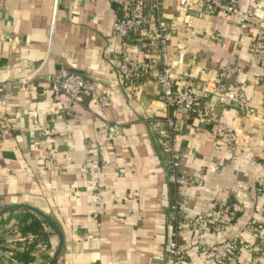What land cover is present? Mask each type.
<instances>
[{
	"label": "crops",
	"instance_id": "0c3cea01",
	"mask_svg": "<svg viewBox=\"0 0 264 264\" xmlns=\"http://www.w3.org/2000/svg\"><path fill=\"white\" fill-rule=\"evenodd\" d=\"M178 1L161 0L162 22L175 32L167 63L182 53L175 72L193 78L234 65L226 87L245 84L247 106L242 113L233 100L204 99L237 132L234 150L216 138L212 125L171 115L182 156L173 188L160 143L167 110L157 85L149 77L139 81L135 100L119 80L121 40L112 24L120 11L107 0H0V208L27 203L49 215L63 236L56 264H163L175 194L186 201L187 216L204 217L216 206L231 205L216 230L184 226L185 264H221L197 243L225 240L236 242L239 264H252L254 255L256 264H264V232L253 229L264 208V64L249 49L264 30V0H240V8L257 15L245 35L236 17L205 14L206 0H186L192 14L184 28L176 16ZM131 50L142 58L137 48ZM37 71L92 79L112 103L106 119L90 95L70 112L47 86L36 85ZM26 79L34 84L20 88L18 81ZM106 124L119 126L121 136L113 138ZM27 212L0 216V264H21L15 256L31 244L29 264H46L54 252L58 235L50 227L48 242L18 232Z\"/></svg>",
	"mask_w": 264,
	"mask_h": 264
},
{
	"label": "built area",
	"instance_id": "2783aa9c",
	"mask_svg": "<svg viewBox=\"0 0 264 264\" xmlns=\"http://www.w3.org/2000/svg\"><path fill=\"white\" fill-rule=\"evenodd\" d=\"M120 11V15L113 21L112 27L120 37L119 53V80L128 95L137 100L139 81L151 78L158 89V100L167 110L165 119L166 128L160 131V143L164 153H167L166 170L168 179L175 188L178 183V167L181 164V154L175 147V138L172 131V114L179 112L193 116L202 122L212 125L217 132L216 138L224 143L230 150H234L238 141L235 129L222 122L218 115L212 112L204 99L208 95H215L218 102L226 104L235 101L240 112L246 111L247 98L243 91L245 84H236L234 90L226 87V81L231 79L236 70L229 63L222 64L212 75L208 73L204 78H193L191 76L175 72L177 64L182 63L183 54L177 53L175 58L167 63L168 46L174 35V29L166 27L162 22L163 6L161 0H107ZM256 1V0H252ZM175 8L176 16H181L182 23L189 27L192 8L186 4V0H179ZM203 12L207 15L220 14L226 18L234 16L239 26V33L245 35L250 22L256 18V11L240 8V0H206ZM135 47L142 58L137 57L131 48ZM250 53L256 61L264 64V30L261 36L255 38L250 47ZM152 74V70L157 69ZM37 71L33 78L37 80L36 85L47 86L53 99L64 102L72 113L82 106L83 97L90 95L99 107V117L106 119V112L111 107L109 97L96 89L94 81L77 72L57 75H41ZM260 82L264 84L263 78ZM32 79L18 81L20 88L25 89L32 86ZM4 101L0 99V106ZM109 134L113 138L121 136L120 127L106 124ZM186 201L177 198L169 204L171 216V230L165 246L163 264H185L186 250L180 242L182 230L185 225L209 226L211 230L220 227L222 219L229 213L231 205L223 204L212 208L208 214L202 216H187L185 211ZM262 218L253 225L256 233L264 232V208L261 211ZM197 247L204 251L216 254L221 258V264H239V248L234 240H225L219 243L198 242ZM254 255L250 263L256 264ZM48 263V262H47ZM46 263V264H47Z\"/></svg>",
	"mask_w": 264,
	"mask_h": 264
},
{
	"label": "trees",
	"instance_id": "16d2710c",
	"mask_svg": "<svg viewBox=\"0 0 264 264\" xmlns=\"http://www.w3.org/2000/svg\"><path fill=\"white\" fill-rule=\"evenodd\" d=\"M45 227H50L54 230L52 226H50L46 221L41 218H38L36 215L27 212L25 218L21 223L17 226L18 232L22 235L32 234L35 235V242L36 241H47L49 238V234L46 231ZM34 248V244H31L26 251L16 254V258L21 264H29L34 261L33 256L31 255ZM2 257H0V261H2Z\"/></svg>",
	"mask_w": 264,
	"mask_h": 264
},
{
	"label": "water",
	"instance_id": "95a60500",
	"mask_svg": "<svg viewBox=\"0 0 264 264\" xmlns=\"http://www.w3.org/2000/svg\"><path fill=\"white\" fill-rule=\"evenodd\" d=\"M182 25L184 26V28H187L186 24L182 23ZM191 24H189L190 26ZM183 62V60H182ZM11 210H26L29 212H32L34 214H36V216L40 217L41 219H43L44 221H46L50 226H52L54 228V230L56 231L57 235H58V243L57 246L54 250V252L51 254L50 259L48 260L47 264H56V261L58 259V256L62 250V246H63V236H62V232L60 230V227L58 226V224L49 216L47 215L45 212L41 211L40 209L27 204V203H14V204H9L6 205L2 208H0V216L8 211Z\"/></svg>",
	"mask_w": 264,
	"mask_h": 264
}]
</instances>
